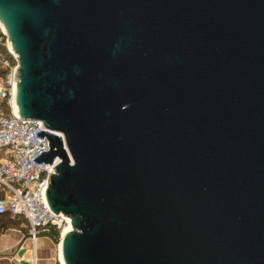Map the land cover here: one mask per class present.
<instances>
[{
  "label": "water",
  "instance_id": "95a60500",
  "mask_svg": "<svg viewBox=\"0 0 264 264\" xmlns=\"http://www.w3.org/2000/svg\"><path fill=\"white\" fill-rule=\"evenodd\" d=\"M0 26L17 118L63 136L32 161L60 160L64 264H264V0H0Z\"/></svg>",
  "mask_w": 264,
  "mask_h": 264
},
{
  "label": "built area",
  "instance_id": "2783aa9c",
  "mask_svg": "<svg viewBox=\"0 0 264 264\" xmlns=\"http://www.w3.org/2000/svg\"><path fill=\"white\" fill-rule=\"evenodd\" d=\"M1 35L14 63L0 57V68L6 71L5 77L0 78V215L8 214L11 218L25 221L27 234L31 237L29 240L33 244L28 262L37 264L36 236L41 233L51 234V231L59 232L66 220L61 213L54 214L49 209L44 196L50 174H55L54 166L60 160L55 157L51 164L32 161L36 155L49 148L45 136L35 137V132L41 130L53 134L62 142L63 136L44 127L39 119L17 118L10 99L18 81V62L16 55L8 49L2 30ZM3 101L8 107L7 112L1 105ZM18 248H23V244ZM58 251L57 248L54 264H63Z\"/></svg>",
  "mask_w": 264,
  "mask_h": 264
},
{
  "label": "crops",
  "instance_id": "0c3cea01",
  "mask_svg": "<svg viewBox=\"0 0 264 264\" xmlns=\"http://www.w3.org/2000/svg\"><path fill=\"white\" fill-rule=\"evenodd\" d=\"M21 229H7L6 231L0 233V264H22L20 261L24 260L25 264H29L28 260L32 256V249L30 247L31 241L26 239L22 241L23 236L27 234V225L25 221H22ZM47 238H38L36 243L40 246H47ZM23 244V254L22 258L18 256V247ZM35 254L37 258V264H45L40 261L37 257L36 249ZM41 258H46L47 255L40 254ZM55 260V259H54ZM52 260V264L54 263Z\"/></svg>",
  "mask_w": 264,
  "mask_h": 264
},
{
  "label": "rangeland",
  "instance_id": "374dc122",
  "mask_svg": "<svg viewBox=\"0 0 264 264\" xmlns=\"http://www.w3.org/2000/svg\"><path fill=\"white\" fill-rule=\"evenodd\" d=\"M0 32H1V29H0ZM6 47V46H5ZM6 50V53H9L7 48L5 49ZM66 226V223H63V225L61 226V229L59 230V236L56 237L57 239H60L61 238V233L63 231V229L65 228ZM22 224H18V225H15L13 223H10V224H5L4 227H1L0 228V233L6 231L7 229H21ZM47 246H40L39 244H35V249H36V253H37V257L38 259H40V261L44 262L45 264H52V260H54L56 258V254H57V245L53 244L51 241H47ZM30 247L31 249L33 248V244L32 242L30 243ZM40 254H43V255H47L46 258H41ZM54 264V263H53Z\"/></svg>",
  "mask_w": 264,
  "mask_h": 264
},
{
  "label": "trees",
  "instance_id": "16d2710c",
  "mask_svg": "<svg viewBox=\"0 0 264 264\" xmlns=\"http://www.w3.org/2000/svg\"><path fill=\"white\" fill-rule=\"evenodd\" d=\"M0 37H1V41H0V57L8 59L12 64L14 63L12 56L10 55V53H6V47L4 44V37L1 35L0 32ZM6 74V71L0 68V78H4ZM4 111H8V107L5 103V101H3L1 103ZM23 220L21 219H15V218H11L8 214H4V215H0V228L4 227L5 224H10L13 223L15 225H18L20 223H22ZM51 235L54 236L55 238L59 236V232L58 231H51Z\"/></svg>",
  "mask_w": 264,
  "mask_h": 264
},
{
  "label": "bare ground",
  "instance_id": "6f19581e",
  "mask_svg": "<svg viewBox=\"0 0 264 264\" xmlns=\"http://www.w3.org/2000/svg\"><path fill=\"white\" fill-rule=\"evenodd\" d=\"M0 29H1L2 32H3V29H2L1 26H0ZM7 47H8V49L10 50V44H9L8 42H7ZM14 89H15V88H14ZM10 104H11V107H12L13 111L17 113V107H16L15 100H14V90H13V92H12V97H11V99H10ZM65 220H66V226H65V228H64L63 231H62L61 237H62L66 232H68V231L71 230V227H70V220H69V218H67V217L65 216ZM60 245H61V239H60L59 242H58L57 248H58V250H59V251H58L59 258L61 259L62 263L64 264V262H63V260H62L61 253H60Z\"/></svg>",
  "mask_w": 264,
  "mask_h": 264
}]
</instances>
